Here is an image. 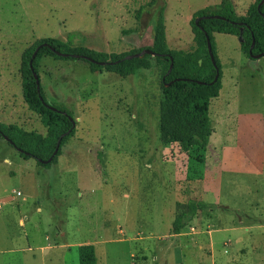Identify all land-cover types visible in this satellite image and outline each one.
I'll list each match as a JSON object with an SVG mask.
<instances>
[{"label": "rangeland", "instance_id": "obj_1", "mask_svg": "<svg viewBox=\"0 0 264 264\" xmlns=\"http://www.w3.org/2000/svg\"><path fill=\"white\" fill-rule=\"evenodd\" d=\"M221 1L0 0V122L47 133L22 93V54L38 40L69 39L109 60L163 44L200 65L205 49L191 20ZM232 1L245 16L256 0ZM213 38L222 72L210 104L213 133L205 149L189 152L161 142L165 59L148 56L128 74L117 65L39 60L45 98L71 111L76 126L48 166L0 138V264L14 256L79 264L87 241L98 264H264V56H248L237 35ZM194 199L210 208L174 233Z\"/></svg>", "mask_w": 264, "mask_h": 264}, {"label": "trees", "instance_id": "obj_2", "mask_svg": "<svg viewBox=\"0 0 264 264\" xmlns=\"http://www.w3.org/2000/svg\"><path fill=\"white\" fill-rule=\"evenodd\" d=\"M259 1L256 0L249 6L248 13L245 16L237 15L232 0H222L216 6L206 7L195 13L194 18L191 20L193 31L195 38L202 43L201 45L205 49V56L200 65L191 60V58L185 57L184 54L182 55L181 52L170 53L162 50L163 44L149 48L159 54L155 55L157 58L166 60L165 71L163 73V77L165 76V79H163L164 99L161 102L159 116L160 138L162 143L165 145L177 144L183 152H189L194 147L205 149L208 146L213 133L210 104L212 99L220 95L222 88V72L216 55L213 32L237 35L240 38L241 49L248 56H250L249 50L253 39L255 40L254 47L252 48L253 53L264 52V17L257 8ZM261 10L264 13V4L261 6ZM142 11H138V18ZM214 15H220L225 18H216L213 17ZM197 17H201L198 24L195 22ZM157 30L161 35V37L159 36L160 39L163 40V19L161 12L159 14ZM205 33H208L211 39L215 59L220 69L219 78L214 83L211 82L215 77L216 69L208 51ZM38 47L39 49L33 58L34 71L37 72L38 76V63L43 56L85 61L92 70L102 68L103 66L117 65L128 74L133 73L135 69L141 67L138 64L139 61L146 59L151 54H145L143 57L124 59L126 55L139 52L142 50L140 49L121 56H115L112 60H109L108 55L104 52H96L80 45L75 46L69 39L56 37L42 38L25 50L22 54L21 67L23 97L29 109L40 116L42 123L47 127V133L46 135H42L36 132H28L17 124L0 122V138L5 139L4 136L7 135L12 143L5 139L6 142L21 156L27 159L34 158L41 165L48 166L60 154L65 139L73 135L76 124L73 126V122L70 119V117L73 118L71 111L61 105L49 102L44 96L42 86H40V91L37 90V83L30 67V60L33 52ZM56 51L68 53V55H59ZM72 54L90 56L97 61H116V63L102 65L83 57H74ZM170 57H173L174 64L171 71L166 75L171 63ZM178 78H190V80H178ZM197 80L204 81L205 83H198L196 82ZM170 81L172 83L166 86V83ZM47 104L57 107L60 111L52 110ZM63 111L66 113H63ZM69 129L71 131L61 139L58 152L52 161L48 163L42 162L41 160H46L53 154L58 139ZM223 207L229 209L227 206ZM205 208H210V204L195 201V199L191 200L188 203V209L174 219L173 232L179 233L185 222L192 220L199 210ZM78 254L79 264H98L94 243L80 244L78 246Z\"/></svg>", "mask_w": 264, "mask_h": 264}, {"label": "water", "instance_id": "obj_3", "mask_svg": "<svg viewBox=\"0 0 264 264\" xmlns=\"http://www.w3.org/2000/svg\"><path fill=\"white\" fill-rule=\"evenodd\" d=\"M263 4H264V0H260L259 3H258V5H257V8H258L259 12H260V13L263 15V17H264V13H263L262 10H261V6H262ZM203 17H211V16H203ZM213 17H216V18H225V17L220 16V15H214ZM200 19H201V17H197V18L195 19L196 24L199 23V20H200ZM205 34H206V39H207V47H208V51H209V54H210V57H211L212 63L214 64L215 69H216L215 77H214L213 81L211 82V83H214V82L217 81L218 78H219V75H220V69H219V67H218V65H217V62H216V59H215V55H214V52H213V47H212L211 39H210L208 33H205ZM254 43H255V40L253 39V42H252V44H251V48H250V50H249V54H250V56H251L252 58H254V59H259L260 57L264 56V52L253 53L252 48L254 47ZM38 49H39V47L36 48V50H35V51L33 52V54H32V58H31V60H30V67H31V69H32V71H33V75H34L35 80H36V83H37V90L40 91V86H41V85H40V78H39L37 72L34 71V67H33V58L35 57V55H36ZM56 52H57V54H59V55H63V56H67V55H68V53H62V52H60V51H56ZM145 54L159 55L158 53H156L155 51H153V50H151V49H149V48H144V49H142V50L139 51V52H135V53H133V54H128V55H126V56L124 57V59H131V58H136V57H143ZM72 55H73L74 57H83V58H85V59H87V60H90V61H92V62H97V63H100V64H102V65H106L107 63H116V61H115V62H112V61H108V62H106V61H97V60L93 59L92 57H90V56H86V55H80V54H72ZM170 58H171V63H170V67H169V70L167 71L166 75L171 71V69H172V67H173V64H174V62H173V57H170ZM163 79H165V76L163 77ZM180 79L190 80V78H178V80H180ZM196 82L201 83V84L205 83L204 81H201V80H197ZM171 83H172V81L166 83V86H169ZM47 106H48L49 108H51L52 110L60 111V109H58L57 107L52 106V105H50V104H47ZM63 113H66V112L63 111ZM70 119H71L72 122H73V126H75L76 123H75L74 119H73L72 117H70ZM70 131H71V129H69L66 133H64V134H62V135L60 136V138L58 139L57 145H56V147H55V149H54L53 154H52L48 159H46V160H41L42 162H44V163H48V162L52 161L53 157H54V156L57 154V152H58V149H59V146H60L61 139L64 137V135L68 134ZM4 138H5L6 140H8L9 142L12 143V141L9 139V137H8L7 135H5ZM19 150H20V149H19Z\"/></svg>", "mask_w": 264, "mask_h": 264}, {"label": "crops", "instance_id": "obj_4", "mask_svg": "<svg viewBox=\"0 0 264 264\" xmlns=\"http://www.w3.org/2000/svg\"><path fill=\"white\" fill-rule=\"evenodd\" d=\"M37 210L38 211H40L41 210V208L40 207H38L37 208ZM19 224L20 225H24L25 224V221H24V218H20V220H19ZM84 243H91V242H89V241H87V242H84ZM92 243H94V242H92ZM95 244V243H94ZM96 245V244H95ZM96 247V246H95ZM29 249H31V246L30 247H28ZM13 251H16V250H13V249H10L9 250V253H12ZM97 253V252H96ZM10 258V257H9ZM13 259L12 260H14V262L13 263H11V264H25V263H22V257L20 256L19 258H17V257H12ZM59 263H62V262H64L65 261V253L64 252H62V253H60V258H59Z\"/></svg>", "mask_w": 264, "mask_h": 264}, {"label": "built area", "instance_id": "obj_5", "mask_svg": "<svg viewBox=\"0 0 264 264\" xmlns=\"http://www.w3.org/2000/svg\"><path fill=\"white\" fill-rule=\"evenodd\" d=\"M18 194H19V195H21V192H20V191H18Z\"/></svg>", "mask_w": 264, "mask_h": 264}]
</instances>
